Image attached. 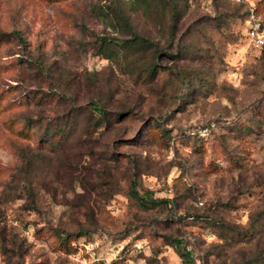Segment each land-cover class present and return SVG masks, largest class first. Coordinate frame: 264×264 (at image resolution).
<instances>
[{"label":"rangeland","instance_id":"1","mask_svg":"<svg viewBox=\"0 0 264 264\" xmlns=\"http://www.w3.org/2000/svg\"><path fill=\"white\" fill-rule=\"evenodd\" d=\"M254 8L0 0V264H264Z\"/></svg>","mask_w":264,"mask_h":264},{"label":"trees","instance_id":"2","mask_svg":"<svg viewBox=\"0 0 264 264\" xmlns=\"http://www.w3.org/2000/svg\"><path fill=\"white\" fill-rule=\"evenodd\" d=\"M139 1H141V0H136V2H139ZM254 12H255V14H257V8H254ZM119 16H122L121 11L117 12L116 17H119ZM248 27H249V25H248ZM247 29H246V31H247ZM246 37H247V35H246ZM148 45H150V42L147 39H145L139 35H134L133 38L130 40L129 44L126 46V48L133 49V48L138 47V46H145L146 47ZM261 50H263V49H261ZM93 109L95 112L99 113V115L101 117H104V112H103V109L101 107L95 105V106H93ZM132 188L133 189L131 190L130 195L132 198H134L137 201V203L139 204L140 207H143V208L155 207L159 203H166L167 202V200H160V201L154 200L153 198H151L150 192H146L145 194L140 195L136 191L135 184L132 186ZM182 243L183 242L181 240L173 239L171 244H172V247L174 248L175 252L179 256V258L181 259L182 264H192V262H193L192 252H191V250H188L185 246H183Z\"/></svg>","mask_w":264,"mask_h":264},{"label":"built area","instance_id":"3","mask_svg":"<svg viewBox=\"0 0 264 264\" xmlns=\"http://www.w3.org/2000/svg\"><path fill=\"white\" fill-rule=\"evenodd\" d=\"M247 23L249 25L246 31L247 38L255 47L264 50V31L261 29L254 11H250Z\"/></svg>","mask_w":264,"mask_h":264}]
</instances>
